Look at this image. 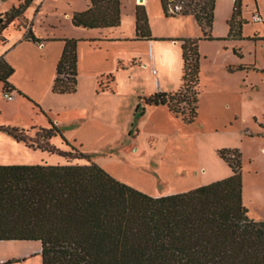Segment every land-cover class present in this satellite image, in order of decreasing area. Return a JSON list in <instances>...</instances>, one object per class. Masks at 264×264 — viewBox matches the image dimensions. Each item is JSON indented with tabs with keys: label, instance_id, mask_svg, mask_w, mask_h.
Segmentation results:
<instances>
[{
	"label": "trees",
	"instance_id": "1",
	"mask_svg": "<svg viewBox=\"0 0 264 264\" xmlns=\"http://www.w3.org/2000/svg\"><path fill=\"white\" fill-rule=\"evenodd\" d=\"M33 0H24L2 15L3 32L23 17ZM165 16L192 17L201 38L171 39L182 50L181 85L175 92H154L139 97L134 120L149 106H165L190 125L198 117L201 40L211 36L215 0H159ZM74 27L116 28L119 0H89L88 8L71 17ZM241 0H233L228 35L221 40H242ZM27 40L40 44L31 31ZM135 40L151 41L147 13L135 8ZM51 91L77 90L76 39H64ZM13 69L0 58L2 93H13L8 83ZM99 83V87H100ZM39 114V104L27 98ZM131 123V127L134 126ZM0 132L27 149L65 158L64 165L0 166V242H39L41 264H264V221L248 217L242 202L241 152L220 149L219 158L231 175L189 191L150 196L107 173L73 146L49 120L34 137L25 129L0 126ZM130 135V132H129ZM58 136L69 151L48 144ZM40 140L42 142H40ZM86 164H72V161ZM9 260L2 264L18 263Z\"/></svg>",
	"mask_w": 264,
	"mask_h": 264
},
{
	"label": "rangeland",
	"instance_id": "2",
	"mask_svg": "<svg viewBox=\"0 0 264 264\" xmlns=\"http://www.w3.org/2000/svg\"><path fill=\"white\" fill-rule=\"evenodd\" d=\"M230 1L217 0L214 18L216 33L225 26V9L231 15L233 5H229ZM76 2L82 1L47 0L36 22L37 30L52 29L56 35L70 34V23L63 14L75 8ZM119 2L123 28L128 24L131 30V13L134 12L136 4L143 2ZM12 3L13 0L0 2V14L10 11ZM145 5L155 41H171L161 37L190 34L187 19L165 16L159 0H146ZM255 14L262 20L253 22L252 16ZM241 18L245 22L241 30V43L233 44L221 40L223 38L203 43L198 85V117L192 124L187 125L181 117L175 118L168 113L156 112L153 108L143 118L133 120L132 114L138 97L153 91L158 74L157 71L153 72V69L138 64L137 60H132L126 66L128 70L114 74V85L111 76L99 78V90L110 89L115 94V112L110 120L118 127V133L113 140L109 139V145L112 146L100 144L97 151L87 153L71 144L83 153L92 154L93 162L109 164L118 178L109 174L117 180H123V183L154 197L189 191L230 176V169L219 158L217 151L237 148L241 152L243 205L249 218L264 221V0H241ZM0 19L2 24L4 18L0 16ZM16 21L19 23L7 27L9 30L6 35L16 33L15 30L23 25L22 18ZM223 45L230 48L226 53L228 59L223 63L225 60L220 56L216 62L213 61L211 55ZM238 63L242 66L235 71L224 67L225 64ZM1 88L0 84V126H14V123H33L38 126L46 124L43 121L36 122L37 110L28 100H16L13 94L8 99ZM244 89L247 92L245 97L225 106L230 111L213 109L211 98L215 92ZM231 112L234 113L233 116ZM131 122L135 123L133 127H130ZM38 128L31 126L25 130L28 136L34 137ZM0 136V166L67 164L65 158L56 154L20 149L10 137L3 133ZM48 144L58 150L69 151L58 136L51 138ZM71 163L86 164V161ZM21 246L25 245L1 242L0 259L9 261L20 255ZM39 258L38 255L33 256L25 264H38Z\"/></svg>",
	"mask_w": 264,
	"mask_h": 264
},
{
	"label": "crops",
	"instance_id": "3",
	"mask_svg": "<svg viewBox=\"0 0 264 264\" xmlns=\"http://www.w3.org/2000/svg\"><path fill=\"white\" fill-rule=\"evenodd\" d=\"M23 1L24 0H13L11 8L18 7V5H20ZM81 1L82 2H76V7L71 11H66L63 14L70 23L68 24L70 34L56 35L53 33L54 30L52 29L43 30L40 28L37 30L35 25L47 0H33L23 14V25L16 30L11 26V29L15 30L16 33L6 35L5 33L9 29H6L3 32L2 35L5 38V41L3 43L0 42V58L2 57L4 61L13 69V73L8 78V83L15 88L13 93H11L14 95V99L25 100L23 96L19 95L18 92H20L32 101L35 100L38 102L39 106L45 113V115H42L37 112L35 115L37 118L36 122L40 123V121H43L46 122L45 125L38 126L33 125V123L28 125H18V123H14L16 125L13 127L21 129H26L31 126L46 127L48 126V121L50 120L70 143L76 145L84 152L90 153L97 151L96 149L100 146V144L105 143L108 147L112 146L111 144L109 145V139L111 138V140H113L112 138L117 137L118 133V127L110 120V117L115 112L113 106V99L115 97L114 91L110 89L99 90V78L111 76V80H113L112 85H114V74L119 71L122 72L128 70L129 68L126 67L127 64H129L132 60H137L138 64H141L143 67H149L153 70L157 68L155 71H157L156 74L158 75L155 80L153 91L150 92V94L158 91L175 92L181 85L183 61L181 46L177 41L135 40V8L137 5H143L145 7L151 37L154 36L145 5L146 0H143V3L141 4L135 5L134 12H132L130 16L132 28L130 30V25L125 24L124 28H127L126 31L121 23V9L120 25L116 28L85 29L81 27H74L71 23L72 15L74 13L85 11L89 6V0ZM135 3H138L137 0H135ZM216 4L217 0H215L214 18ZM229 5H233V0L230 1ZM28 12L29 14H27ZM225 12L227 13L225 15V26L223 30L221 29L217 33L215 32V23L213 18L211 30V36L213 38H225L228 35V20L231 15H229L230 11H227L226 9ZM3 14H0V16ZM182 18L187 19L190 34L179 35L177 37L166 36L161 37V39L201 38L202 31L196 21L192 17ZM13 23L19 22L15 20ZM118 29L120 30L115 32ZM29 31H31L36 38L47 41L37 44L27 40L25 37ZM64 39L78 40L77 90L72 94H54L52 93L51 88L56 76V66L64 47ZM227 41L232 42L233 44L242 42L241 40ZM204 42L214 41H199L198 52L200 56L202 55L201 50L204 47ZM229 49L230 48L227 45H223L221 48H217L216 52L211 55L210 58L216 62L217 59L222 56L225 60L223 63H225L226 59H228V54L226 53ZM241 66L242 65L239 63L234 65H224L227 70L229 69L232 71L237 70ZM223 93H225V95ZM246 95L247 92L245 89L243 91H217L211 98L212 107L216 110L228 112L230 110L225 106H228L229 102H236ZM136 106L133 110V114ZM150 108H153V111L168 113L174 117L165 106L146 107L143 116L150 111ZM231 113L233 116L234 113ZM133 114L132 118L134 120ZM143 116L140 118H143ZM173 143L179 142L173 141ZM15 144L17 147H20V149H27L22 144L16 142ZM96 164L103 168L107 173H111L117 177L112 172L109 164L106 162ZM122 181L123 180H121V182ZM137 190H139V188ZM18 243H23L25 246L19 247L21 254L16 255V257L11 260L14 259L20 261L13 264H25L29 258L37 255L40 257L38 264H41V246L39 242ZM5 261L6 260L0 259V264Z\"/></svg>",
	"mask_w": 264,
	"mask_h": 264
},
{
	"label": "built area",
	"instance_id": "4",
	"mask_svg": "<svg viewBox=\"0 0 264 264\" xmlns=\"http://www.w3.org/2000/svg\"><path fill=\"white\" fill-rule=\"evenodd\" d=\"M4 1H8V0H0V2H4ZM252 20H253V22H259L262 19H261V17L259 15L255 14V15L252 16ZM153 72H155V70H153ZM3 95L5 97H7L8 99H10L12 94L11 93H4Z\"/></svg>",
	"mask_w": 264,
	"mask_h": 264
},
{
	"label": "water",
	"instance_id": "5",
	"mask_svg": "<svg viewBox=\"0 0 264 264\" xmlns=\"http://www.w3.org/2000/svg\"><path fill=\"white\" fill-rule=\"evenodd\" d=\"M139 2H143V0H139ZM1 21H2V20L0 19V23H1Z\"/></svg>",
	"mask_w": 264,
	"mask_h": 264
}]
</instances>
